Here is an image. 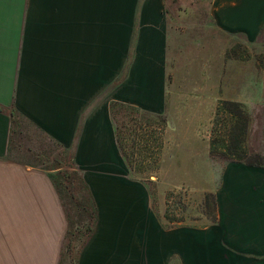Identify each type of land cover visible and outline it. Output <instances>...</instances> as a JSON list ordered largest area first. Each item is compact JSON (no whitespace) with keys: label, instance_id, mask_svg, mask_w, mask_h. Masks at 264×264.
Masks as SVG:
<instances>
[{"label":"crops","instance_id":"1","mask_svg":"<svg viewBox=\"0 0 264 264\" xmlns=\"http://www.w3.org/2000/svg\"><path fill=\"white\" fill-rule=\"evenodd\" d=\"M169 14L165 0H0V264H61L75 203L95 216L75 264H264L262 104L245 102L246 158L203 170L212 224L166 226L128 172L111 105L150 114L117 97L148 91L167 113ZM211 14L250 43L264 28V0H211Z\"/></svg>","mask_w":264,"mask_h":264},{"label":"rangeland","instance_id":"2","mask_svg":"<svg viewBox=\"0 0 264 264\" xmlns=\"http://www.w3.org/2000/svg\"><path fill=\"white\" fill-rule=\"evenodd\" d=\"M165 1L170 13L164 79L167 113L156 117L162 102L152 92L141 99L122 93L117 97L149 108L145 111L150 114L120 107L114 121L130 177L147 187L166 226L204 228L216 220L217 206L213 193L203 187V170L211 163L218 172L229 161L213 157L211 143L233 129L230 115L217 113L219 103H241L248 117L252 115L246 103L264 107V28L250 43L217 28L210 0ZM216 147L224 152L219 144ZM193 165L200 171L189 173ZM66 167V174L73 175L72 165ZM238 255L214 252L209 259L226 256L240 264L243 258Z\"/></svg>","mask_w":264,"mask_h":264},{"label":"trees","instance_id":"3","mask_svg":"<svg viewBox=\"0 0 264 264\" xmlns=\"http://www.w3.org/2000/svg\"><path fill=\"white\" fill-rule=\"evenodd\" d=\"M120 107L131 109L138 113H142L146 116H149V114L141 112L139 109L127 105H123L120 103H113L111 105L113 119L116 109ZM220 112L230 115L229 122L233 124V129L229 133L227 132V134H225L226 136H224L223 134V136L219 138V141L217 143H216V139L212 140L211 155L213 157L219 155L227 158V160H238V161L244 160L246 158L245 141H246V135L250 122L248 114L244 110V106L241 103L232 102V101L220 102L217 108V113ZM156 117L161 118L162 116H156ZM117 142L119 144V148L121 152H123L124 148L122 147V140L118 134H117ZM216 144H219V146L223 148L224 152H217ZM65 176L64 179L71 178L70 176H68V174ZM59 184L61 185L60 186L61 193H63L64 190L66 191V188L65 187L63 188L61 181ZM75 208L78 210V213L80 212L81 213L79 214L75 222L74 220H72V217L70 219V225H69L65 246L62 251L61 264H65L69 260L71 264H75L74 261L77 252L83 247V245L85 244L88 237L93 231V224L95 221L94 214L91 213L83 205V203L81 204L75 203ZM79 224H81L82 227H80ZM72 254H74L73 255L74 258L71 257Z\"/></svg>","mask_w":264,"mask_h":264}]
</instances>
